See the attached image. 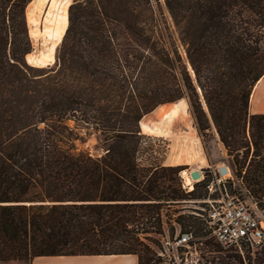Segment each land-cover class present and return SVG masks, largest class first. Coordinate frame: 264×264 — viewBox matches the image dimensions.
<instances>
[{
    "label": "trees",
    "instance_id": "16d2710c",
    "mask_svg": "<svg viewBox=\"0 0 264 264\" xmlns=\"http://www.w3.org/2000/svg\"><path fill=\"white\" fill-rule=\"evenodd\" d=\"M31 1L0 0V261L135 254L157 264L144 239L162 233V208L204 197L207 183L182 188V167L164 164L166 143L148 144L140 119L184 97L198 133L212 124L236 176L264 196V114L248 111L264 74V0H164L193 76L149 35L145 0H74L55 68L31 66ZM69 118L98 132L100 155L72 151ZM175 221L198 239V264H264V241L224 247L199 218Z\"/></svg>",
    "mask_w": 264,
    "mask_h": 264
},
{
    "label": "rangeland",
    "instance_id": "374dc122",
    "mask_svg": "<svg viewBox=\"0 0 264 264\" xmlns=\"http://www.w3.org/2000/svg\"><path fill=\"white\" fill-rule=\"evenodd\" d=\"M73 1L74 0H69V5ZM145 1L151 9V18L146 23L149 35L152 39L168 49L173 47L176 48L182 61L185 63L187 70L193 76L191 67L186 59L185 47L179 40L177 29L166 8L164 0ZM37 3L38 0L31 1L26 8V13L31 11L40 20L41 17L45 15L48 3L45 0ZM29 28L30 25L28 24V32ZM29 38L32 44L31 53L37 54L40 51L46 50L48 44L43 42L42 38L31 36L30 33ZM55 51L53 56L54 60L49 64L42 65L36 61L28 62L26 58L25 60L27 64L31 66L50 67L54 69ZM202 104L206 109L203 100ZM64 124L73 134V139L70 141L73 152L86 151L91 155L101 154L102 151L97 144L98 132L95 129L74 118L66 119ZM39 126L41 127L42 125L40 124ZM140 130L142 134L148 137V144L158 142L166 143L163 162L165 165H180L182 167L180 170V182L182 184L181 187L186 190H191L193 184L200 180L206 179L207 183L209 178L207 177L206 170L209 167L226 164L235 170L232 157L227 154L225 148L223 150L214 126L211 124L210 129L207 130L205 135L198 133L194 118L189 110L187 99L185 97L174 103L171 102L159 105L152 111L143 115L140 119ZM196 150H199L201 154L204 153L206 156L211 153L213 164L202 165L198 160ZM192 168H198L200 172L202 171L204 178L201 179L200 177L192 179L189 175ZM186 177L191 179V188L185 183ZM204 190L205 189L203 188L202 192H204ZM216 196L215 193L210 194L207 190L204 197L183 200L180 201L178 205L164 206L162 208V233H150L147 235L148 239H144V242L149 244V246L156 252V255L160 256V261L157 264H198L203 262V258L198 250L200 245V243L197 242L198 239L193 238L188 246L177 245L175 243L177 236L186 232L181 229L175 219L178 214H191L204 222L206 230H210L207 223V212L211 208V204L206 200L215 199ZM212 205L214 206L213 202ZM257 207L259 209L257 215L260 219H263L264 207H261L259 204ZM174 209H177L178 212H174ZM212 240L214 241V239Z\"/></svg>",
    "mask_w": 264,
    "mask_h": 264
},
{
    "label": "built area",
    "instance_id": "2783aa9c",
    "mask_svg": "<svg viewBox=\"0 0 264 264\" xmlns=\"http://www.w3.org/2000/svg\"><path fill=\"white\" fill-rule=\"evenodd\" d=\"M206 184L210 194L215 193V199L206 200L211 204L207 212V223L211 236L224 247L239 246L247 242L254 247L264 241V218L257 215L259 201L252 197L242 182L236 176L235 170L226 164L207 168ZM201 179L204 174L201 171ZM185 187V186H184ZM214 203V206L212 205ZM193 240L190 231L181 233L176 238L177 245L188 246Z\"/></svg>",
    "mask_w": 264,
    "mask_h": 264
},
{
    "label": "crops",
    "instance_id": "0c3cea01",
    "mask_svg": "<svg viewBox=\"0 0 264 264\" xmlns=\"http://www.w3.org/2000/svg\"><path fill=\"white\" fill-rule=\"evenodd\" d=\"M35 1V0H32ZM250 114H264V74L255 83L248 105ZM221 146L222 143H220ZM197 149V146H196ZM198 160L202 165L213 164L210 153L206 156L196 150ZM169 165V164H167ZM29 264H138L135 254H76V255H40L34 256ZM0 264H27L22 260L0 261Z\"/></svg>",
    "mask_w": 264,
    "mask_h": 264
},
{
    "label": "bare ground",
    "instance_id": "6f19581e",
    "mask_svg": "<svg viewBox=\"0 0 264 264\" xmlns=\"http://www.w3.org/2000/svg\"><path fill=\"white\" fill-rule=\"evenodd\" d=\"M42 1L44 0H38V3ZM45 1L48 3V8L40 20L33 12L26 13L27 24L30 25V35L42 38V41L48 45L45 51H40L37 54L28 53L25 57L28 62L36 61L42 65L52 63L54 60L55 48L61 41L67 27V8L69 6V0ZM192 169H197L200 172L198 168ZM185 183L190 188L192 187V182L189 177L185 178Z\"/></svg>",
    "mask_w": 264,
    "mask_h": 264
},
{
    "label": "water",
    "instance_id": "95a60500",
    "mask_svg": "<svg viewBox=\"0 0 264 264\" xmlns=\"http://www.w3.org/2000/svg\"><path fill=\"white\" fill-rule=\"evenodd\" d=\"M26 58V57H25ZM199 90V89H198ZM190 177L192 179H196L198 178L199 176H201V173L197 170V169H192L189 173ZM198 181V180H197ZM49 203V202H48Z\"/></svg>",
    "mask_w": 264,
    "mask_h": 264
}]
</instances>
